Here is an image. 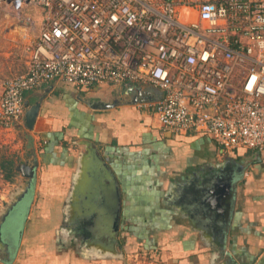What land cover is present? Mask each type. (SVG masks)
Wrapping results in <instances>:
<instances>
[{
  "label": "crops",
  "instance_id": "0c3cea01",
  "mask_svg": "<svg viewBox=\"0 0 264 264\" xmlns=\"http://www.w3.org/2000/svg\"><path fill=\"white\" fill-rule=\"evenodd\" d=\"M28 43L12 48L19 54L24 51L25 58L14 62L6 54L0 57V96L6 78L26 72ZM161 93L149 84L103 83L81 89L61 80L25 93L24 101L40 103L30 130L36 147L40 145L37 193L25 217L37 238L21 247L18 264L113 263L107 249L94 252L55 244L58 238L85 241L108 236L109 230L96 224L114 221V212L108 211L114 204L119 223L138 224L139 236L148 232L162 239L165 264H215L211 260L216 250L208 251L202 239L228 238L231 247L237 222L243 224L240 232L246 240L239 237L242 242L228 247L227 253L241 255V264H264L263 244L257 245V238H264V198L247 202L244 210H237L240 215L234 201H219L220 174L229 175L237 158L248 159L258 150L222 153L208 136L165 128L151 108L141 106ZM22 120L10 128L19 137L25 136ZM10 129L0 127V134ZM26 172L20 169L18 179ZM255 172L248 173L250 181ZM259 179L264 183V169ZM22 183L11 184L10 192L19 184L22 190ZM214 186L217 195L212 190V199L206 198L205 190ZM1 238L5 253L9 245Z\"/></svg>",
  "mask_w": 264,
  "mask_h": 264
},
{
  "label": "built area",
  "instance_id": "2783aa9c",
  "mask_svg": "<svg viewBox=\"0 0 264 264\" xmlns=\"http://www.w3.org/2000/svg\"><path fill=\"white\" fill-rule=\"evenodd\" d=\"M32 1L43 22L26 72L3 81L0 127L52 81L131 82L162 91L142 105L172 132L208 136L222 153L264 150V0Z\"/></svg>",
  "mask_w": 264,
  "mask_h": 264
},
{
  "label": "rangeland",
  "instance_id": "374dc122",
  "mask_svg": "<svg viewBox=\"0 0 264 264\" xmlns=\"http://www.w3.org/2000/svg\"><path fill=\"white\" fill-rule=\"evenodd\" d=\"M43 15V7L32 0H0V57L4 58L6 54V56L11 57L14 62H17L18 58L19 60L22 59V57L25 58L24 51H22V54H19L16 50L13 51L12 48H21V46H24L25 42H30L37 38L42 25ZM141 106L149 108L147 106ZM7 132L5 131V133L0 134V264H18L17 260L23 256L21 247L26 245L28 239L37 238L36 230L34 231L36 234L32 232L34 230L31 228L32 222L30 220L26 222L25 217L29 212V205L32 203L37 193L35 184L38 182L39 175L37 171L40 163V154L38 155L37 151H40V145H38V148L36 144L34 145L37 163L34 166L35 171L33 176L29 177L30 188L22 194L21 199L13 203L14 195L20 192L19 189L21 185L19 184L18 187H15L11 192L10 186L13 183H18V181L25 182L28 180L26 176H22L21 179H18V171L27 167L26 162L31 159L27 154L31 150L27 148V141L24 139V136L19 137L15 128ZM250 154L252 155H250L248 159H243L242 157L237 158L235 161L236 164H234L236 166L229 169V172L231 171L229 175L220 174L219 182L221 188L219 201L228 203V205L231 201H234V204L237 206L236 212L237 210H244L245 204H248L247 202L264 198V185H262L264 183H261V179H259L261 169H264V150ZM7 162H10L11 167H3L2 163L8 165ZM253 171L256 172L254 178L250 181L248 173L251 174ZM8 174L11 175L10 179H6V175ZM216 180L217 179L214 181ZM212 190H214V193L218 192L216 186L210 190L207 189L205 190L206 192H204L206 198L212 199ZM1 193L6 196H2ZM60 200L61 199H59L58 202ZM50 210L52 212V208ZM237 214L240 215L241 213L237 212ZM187 224L191 227L190 223ZM97 225L102 226L106 231L109 230L108 236L98 239L90 238L85 241L84 239L70 241L68 239L62 240L58 238L55 245L57 247H61V245H76L90 250L92 248L94 252L97 248L98 250L107 249L110 252V258L113 259L110 260L113 262L110 264H165V257L161 255L162 247L164 246L162 239L150 237L148 232L139 236L137 234L138 224L122 222L119 223L118 228L113 227L112 224L108 225L106 223L96 224V226ZM242 225L243 224L237 222L236 229L231 230L233 233L232 235L230 234L232 236L231 247L234 246V243L238 244L240 240L239 237H242L243 242L246 240L243 238L244 233L240 232L243 228L241 227ZM133 226L135 227L134 229ZM223 233L222 236L224 235ZM79 235L80 234H78V236ZM1 236L5 238L4 241L9 245L5 253L1 248L3 243ZM229 240L228 238L224 240L222 238L220 240L214 238L202 239V242L206 243L208 251H212V249L216 250L213 257L214 259L211 260L212 262L215 264L243 263V257L241 255H236L234 257L233 254L227 253L226 249L230 245ZM242 240L240 241L242 242ZM53 242L52 244L55 243ZM260 244H263L264 250V238H257V245L260 246ZM208 247L210 249H208ZM231 247H229V250H231ZM25 257L27 258V256H24V258Z\"/></svg>",
  "mask_w": 264,
  "mask_h": 264
},
{
  "label": "water",
  "instance_id": "95a60500",
  "mask_svg": "<svg viewBox=\"0 0 264 264\" xmlns=\"http://www.w3.org/2000/svg\"><path fill=\"white\" fill-rule=\"evenodd\" d=\"M130 85H131V82H130ZM128 87H130V86H128ZM161 97H162V93H161V95H159L157 97L156 100L154 98V100L157 101ZM154 100L152 102H154ZM136 101H141L142 102L144 100L143 99L140 100V98H137ZM24 106H25V110H24V113L22 115V117H23L22 122H23V125L26 127L24 139L27 141V148L31 150L27 154L28 156L31 157V159L30 160H27V162H26L27 163V167H26L27 168V172H26L25 176H26V178H28V180L22 183L23 184L22 190H20V192H18V193H16L14 195V201H13V203L14 202L16 203L17 200L21 199L22 198V194L26 190H28L29 185H30L29 184V177L30 176H33L34 171H35L34 166L37 163L36 151H35V146H34L35 145V140H34V137H33L32 133L30 132V130H32L33 127H34V123H35L36 117H37L38 112H39L40 103L38 102L36 104L30 105L27 101H24ZM12 206H13V204H12ZM108 211L109 212L110 211H113L115 217H113L114 218V221L113 222L106 223V224H108V225L109 224H112L113 227H115V228L117 227L118 228V225H119V222H118L119 208H117L115 206V204H114V206L111 205L109 207V210Z\"/></svg>",
  "mask_w": 264,
  "mask_h": 264
},
{
  "label": "trees",
  "instance_id": "16d2710c",
  "mask_svg": "<svg viewBox=\"0 0 264 264\" xmlns=\"http://www.w3.org/2000/svg\"><path fill=\"white\" fill-rule=\"evenodd\" d=\"M7 164H8V165L2 163L3 167H5V168H6L7 166H10V167H11L10 162H7ZM9 170H10V168H9ZM11 171H12V170H11ZM10 178H11V175H10V174L6 175V179H10Z\"/></svg>",
  "mask_w": 264,
  "mask_h": 264
}]
</instances>
